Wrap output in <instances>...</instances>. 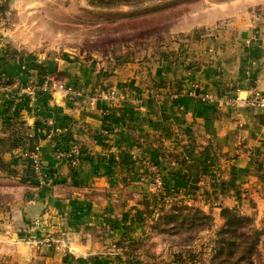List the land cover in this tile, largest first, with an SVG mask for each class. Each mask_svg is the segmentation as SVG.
Instances as JSON below:
<instances>
[{
	"label": "crops",
	"instance_id": "crops-1",
	"mask_svg": "<svg viewBox=\"0 0 264 264\" xmlns=\"http://www.w3.org/2000/svg\"><path fill=\"white\" fill-rule=\"evenodd\" d=\"M218 10L202 28L221 24L224 36L206 42L198 29L186 47L187 69L168 57L143 77L137 65L55 63L57 76L82 86L81 94L17 91L6 111L17 89L0 90V264H63L65 251L100 260L124 237L158 250L165 239L152 232L149 210L159 203L184 202L212 216V233L201 237L222 226L223 209L264 224V109L246 104L250 88L264 96V0ZM224 83L246 94L234 105L203 100ZM59 135L72 138L68 153L83 150L77 167L57 148ZM207 165L214 169L203 176ZM151 169L165 180V199L150 186ZM48 225L50 235L39 240Z\"/></svg>",
	"mask_w": 264,
	"mask_h": 264
},
{
	"label": "rangeland",
	"instance_id": "rangeland-1",
	"mask_svg": "<svg viewBox=\"0 0 264 264\" xmlns=\"http://www.w3.org/2000/svg\"><path fill=\"white\" fill-rule=\"evenodd\" d=\"M232 1L236 0H0V59L6 60L0 63V90L15 84V96L10 97L15 101L14 97L19 96V92H29L27 87L30 83H38L39 86L46 83L69 85L55 73V63L61 66L67 63L92 64L97 68V64H103L102 70L122 63L125 66L137 65L136 74L142 73L143 77L151 62L168 57L173 67L179 64L187 69L189 39L195 38L205 19L216 16L220 6ZM220 26L223 25L217 23L203 27L202 38L206 42H218L226 32ZM12 63L22 68L20 77L3 75L4 69L13 71ZM106 72L100 71L105 75L108 74ZM189 79L191 83L196 80L192 75ZM224 85L221 92L204 94L203 100L210 96L217 102L229 97L230 87L228 83ZM70 86L76 95L81 94L82 86ZM56 90L52 87L51 92ZM32 91L48 93L39 88ZM150 186L156 188L152 181ZM3 192L0 191V202L6 199ZM157 194L162 199L168 196L165 191L163 195ZM253 224L258 228L264 227V224L254 221ZM212 230L207 232L212 233ZM215 232L213 236L201 237L205 233L202 232L192 244L182 247L162 235L164 245L148 252L143 249V242L124 237L122 239L137 241L139 245L128 253V249L118 244L120 239L111 246L107 258H110V264H212L210 258L215 246ZM48 235L39 232V240L46 239ZM163 247L166 251L160 255ZM62 257L63 264H104L100 261L107 259H73L66 251Z\"/></svg>",
	"mask_w": 264,
	"mask_h": 264
},
{
	"label": "trees",
	"instance_id": "trees-1",
	"mask_svg": "<svg viewBox=\"0 0 264 264\" xmlns=\"http://www.w3.org/2000/svg\"><path fill=\"white\" fill-rule=\"evenodd\" d=\"M1 62H6V60H4V58L2 60L0 59V63ZM12 72L13 71L8 72L4 69L3 75L11 77ZM76 87L75 85V88ZM39 94L42 95L43 92H39ZM12 105H14V100H6L3 105L4 111L8 110ZM109 118L106 117L105 122H107ZM107 127L108 125L106 123V130L109 129ZM55 141L57 148L67 157L68 165L70 166L72 157H69L68 151L73 142L72 138L68 135H59L55 138ZM62 145H65L64 149ZM82 154L83 150L81 151L80 149V162ZM213 169L214 167L212 165H207L204 170L205 172H203V170L201 171V175L205 176L207 172L210 173ZM164 181L165 180L162 178L165 194L169 195L170 191L166 188ZM154 208L149 210L152 221V232L171 238L172 243L178 247L192 244L199 234L211 230L214 226V219L212 216L184 202L177 203L170 208H166L162 204ZM221 216L223 224L215 232V246L212 248L211 263L264 264V227L258 228L253 224L251 218L228 209H223L221 211ZM41 230L46 234H50L51 225L42 227ZM19 237L23 238L21 235H19ZM118 244L128 249V253H131L132 248L137 247L139 242L122 239Z\"/></svg>",
	"mask_w": 264,
	"mask_h": 264
},
{
	"label": "built area",
	"instance_id": "built-area-1",
	"mask_svg": "<svg viewBox=\"0 0 264 264\" xmlns=\"http://www.w3.org/2000/svg\"><path fill=\"white\" fill-rule=\"evenodd\" d=\"M35 83L33 85H28L27 90L28 91H32L35 88H39L40 91H47L50 92L52 90V87H54L55 89H58L60 91L66 92L67 94H72V95H76L77 92L75 90H73L70 85L67 84H59V85H54L52 86V84H43L42 86L36 87L34 86ZM230 87V91L231 94L229 97L227 98H221L219 101H215L213 100L212 97H206V99H204L205 101L209 102V103H214V104H220V105H225L229 104V105H234L238 102V94L240 93L241 89L239 87H235V86H229ZM248 96L246 98V104L247 106H249L250 108H254V109H264V96L255 88H250L248 91ZM115 99V95L114 92L110 93V99ZM79 154H80V148L78 146H74L72 147L70 153H69V157H72V159L70 160V165L74 168L77 167L80 164V160H79ZM151 181L153 182V184L155 185V187L157 188L158 192L160 194H164V187H163V182H162V178L161 176L157 173V171H155L154 169H151Z\"/></svg>",
	"mask_w": 264,
	"mask_h": 264
},
{
	"label": "water",
	"instance_id": "water-1",
	"mask_svg": "<svg viewBox=\"0 0 264 264\" xmlns=\"http://www.w3.org/2000/svg\"><path fill=\"white\" fill-rule=\"evenodd\" d=\"M246 94V92L245 91H242L241 93H240V95L242 96H244Z\"/></svg>",
	"mask_w": 264,
	"mask_h": 264
}]
</instances>
